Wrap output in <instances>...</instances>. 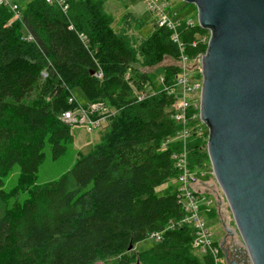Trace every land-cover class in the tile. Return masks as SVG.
I'll return each instance as SVG.
<instances>
[{"label":"trees","instance_id":"trees-1","mask_svg":"<svg viewBox=\"0 0 264 264\" xmlns=\"http://www.w3.org/2000/svg\"><path fill=\"white\" fill-rule=\"evenodd\" d=\"M66 1L63 12L29 0L20 19L0 6V264H96L110 258L114 264H213L211 256L193 253V228H168L184 216L175 185L156 194L179 174L174 154L183 147L170 140L181 126L172 117L175 98L169 91L180 68L163 69L166 89L145 91L151 82L146 73L126 76L138 51L112 28L104 0ZM206 32L199 25L183 27L178 46L161 27L143 39L139 54L193 58L205 52ZM74 88L88 103L108 102L115 115L90 154L10 205L2 186L15 166L26 186L46 145L54 159L65 153L72 134L62 115L78 110L70 101ZM200 141L189 138L188 162L189 148ZM156 232L160 241L130 254V245Z\"/></svg>","mask_w":264,"mask_h":264},{"label":"water","instance_id":"water-1","mask_svg":"<svg viewBox=\"0 0 264 264\" xmlns=\"http://www.w3.org/2000/svg\"><path fill=\"white\" fill-rule=\"evenodd\" d=\"M210 30L202 57L200 119L207 153L247 264H264V0H183ZM236 232L227 235L236 240ZM224 237V239H225ZM227 264H241L225 253ZM132 250V246H129Z\"/></svg>","mask_w":264,"mask_h":264},{"label":"rangeland","instance_id":"rangeland-1","mask_svg":"<svg viewBox=\"0 0 264 264\" xmlns=\"http://www.w3.org/2000/svg\"><path fill=\"white\" fill-rule=\"evenodd\" d=\"M154 2L156 5L162 4V2L166 3V5H162V9H164L167 15L172 18L173 22L177 24L175 29L177 33H179V29L183 27L198 25L197 9L194 4L186 3L183 0H154ZM151 4H149V0H104L103 2L102 10L112 18V28L115 31L123 32L129 38L132 47L138 51L137 61L128 68L126 76L130 77L132 71L146 73L151 82L149 81L145 91H152L153 94H156L155 91L159 92L162 91L163 88L166 89L163 85V69L167 65L174 64L180 68V73L187 76L190 80V84H199L200 80H202L201 61H196L195 59L185 60L182 58L183 55L174 60L165 54H159L155 51L149 53L147 55L148 58L145 59L144 55L139 54L140 50L138 49L140 45L143 44V39L153 36L154 32H156L158 28H161L157 23L156 8ZM204 36H209L208 30ZM146 61L152 62V64L144 65L143 62ZM70 94L72 101L75 100L78 103V112H72L75 118L69 121L63 120L70 128L72 134L71 142L67 145L65 153L56 159L52 157L50 146L46 145L43 150L44 159L38 168V172L26 186L21 184L19 168L15 166L12 169L3 179L2 186V189L9 195L10 205L21 203L28 197L30 190L34 186L57 180L63 174L67 173L81 156L90 154L92 147L99 142L101 133L106 127L105 125L116 113L115 109L109 105L108 102L98 101L95 103H88L86 97L79 88L72 89ZM139 94H141V92ZM188 98H193V105L195 103L199 105L198 108L192 106L187 110V112L190 111V116L195 113V119L191 121L187 135H185L183 131L181 133L178 132L170 141L180 142L183 151L186 152V158H188L187 144L193 142H189V138L194 135L201 138L197 148H189L190 160L188 162V168L198 175L200 181L202 180L204 183L213 184V190L211 189V192L201 191L203 195H206V197L212 201V210L205 216L207 226L212 234V238L218 243L224 239L227 229L234 230L236 232V239L241 241L228 201L212 173L211 163L206 148L209 131L205 124L200 121L201 119H199L200 91L196 90L193 97L188 96ZM92 121H99L100 123L98 125H91L89 122ZM189 164L192 169L189 167ZM171 184L174 185L172 180L157 188L156 194L161 195ZM196 186L197 185H195V188ZM229 240L230 239H228V242ZM152 244V239L147 238L138 243L131 250L130 254L148 250ZM193 253L199 258L201 257L198 251L195 250ZM115 261L116 258H110L107 261L98 262L96 264H114ZM134 263L136 264V262ZM222 264H224L223 261ZM225 264L227 263L225 262Z\"/></svg>","mask_w":264,"mask_h":264},{"label":"built area","instance_id":"built-area-1","mask_svg":"<svg viewBox=\"0 0 264 264\" xmlns=\"http://www.w3.org/2000/svg\"><path fill=\"white\" fill-rule=\"evenodd\" d=\"M27 1L29 0H0V6L9 7L14 14L13 19H20V9L22 5ZM44 2L49 5L55 6L63 12H66V10L68 9L66 0H44ZM150 2L153 4H151ZM154 3V0H149V4L154 5L156 8L158 25L170 30L172 40L176 42L178 46H180V39L178 33L175 31L177 24H175L172 18L167 15L164 9H162V5H166V3L162 2V4L160 3L157 5ZM208 31L209 36H204L201 39L203 42H206V45L208 44V40L210 37V30ZM204 54L205 52L198 54L193 58H188L186 56H183L182 58H184L185 60L195 59L196 61H201ZM97 77H101V73L97 74ZM189 81L190 80L185 74L179 72L175 77L173 89L169 91V93L175 98V102L171 107L172 117L175 122L180 124L181 126L179 132L181 133L183 131L185 135L188 134V127L191 125V121L195 119V113L190 116L187 110L192 106L194 108L199 107L197 103L193 105V98L189 99L188 96L193 97L196 90H199L201 92L202 88V80H200L199 84H190ZM70 101H72V99H70ZM73 118H75V115L72 113V111L64 112L62 115V119L66 121L72 120ZM99 121H92L89 123L91 125H98L100 123ZM174 159L179 174L178 177L174 180L173 184L175 185L177 198L181 204V207L183 208L184 216L180 221L171 223L168 228L173 229L175 226L179 225H188L189 227L193 228L194 239L192 241V247L202 255L211 256L213 264H222V261L225 264L221 254L219 243L212 238V234L206 223L205 216L208 215L210 210H212V201L209 200L206 195H203L201 193L202 190H197L195 188V185L199 184L200 180L198 175L188 168V158H186V152L182 149V151L178 154H174ZM161 236V232H156L152 233L149 238L152 239V241L158 242L161 240Z\"/></svg>","mask_w":264,"mask_h":264},{"label":"flooded vegetation","instance_id":"flooded-vegetation-1","mask_svg":"<svg viewBox=\"0 0 264 264\" xmlns=\"http://www.w3.org/2000/svg\"><path fill=\"white\" fill-rule=\"evenodd\" d=\"M239 235V234H238ZM240 236V235H239ZM228 239L229 242H228ZM223 244L225 245L226 247V251L225 253H231L229 254L230 258L232 257H235L237 258V260L241 263V264H247L246 263V255L244 254V252L241 250V243L239 240H235L233 239V237L231 235H227L224 239V242ZM222 257L224 259V262L225 261V255H224V252L222 251Z\"/></svg>","mask_w":264,"mask_h":264},{"label":"crops","instance_id":"crops-1","mask_svg":"<svg viewBox=\"0 0 264 264\" xmlns=\"http://www.w3.org/2000/svg\"><path fill=\"white\" fill-rule=\"evenodd\" d=\"M197 189H200L202 191L211 192L213 189V184L211 183H204V181H200L199 184L196 186ZM209 188V189H208ZM212 189V190H211ZM202 256V254H200Z\"/></svg>","mask_w":264,"mask_h":264},{"label":"bare ground","instance_id":"bare-ground-1","mask_svg":"<svg viewBox=\"0 0 264 264\" xmlns=\"http://www.w3.org/2000/svg\"><path fill=\"white\" fill-rule=\"evenodd\" d=\"M207 30V29H206ZM222 251V250H221Z\"/></svg>","mask_w":264,"mask_h":264}]
</instances>
